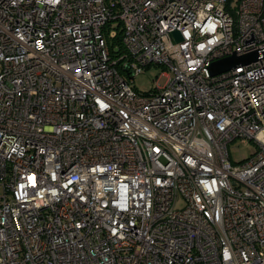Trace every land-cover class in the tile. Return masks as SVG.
<instances>
[{
  "label": "built area",
  "instance_id": "built-area-1",
  "mask_svg": "<svg viewBox=\"0 0 264 264\" xmlns=\"http://www.w3.org/2000/svg\"><path fill=\"white\" fill-rule=\"evenodd\" d=\"M0 190V264H264V0H0Z\"/></svg>",
  "mask_w": 264,
  "mask_h": 264
},
{
  "label": "rangeland",
  "instance_id": "rangeland-1",
  "mask_svg": "<svg viewBox=\"0 0 264 264\" xmlns=\"http://www.w3.org/2000/svg\"><path fill=\"white\" fill-rule=\"evenodd\" d=\"M165 70L166 68L161 65H149L136 74L130 83L138 90L146 92L154 88L157 83H163L166 80L167 76L161 74ZM256 148L257 146L250 140L243 142L236 139L229 144L230 158L232 161H238L244 156H249ZM1 195L2 191L0 190ZM178 204L182 205L183 201L180 200Z\"/></svg>",
  "mask_w": 264,
  "mask_h": 264
},
{
  "label": "water",
  "instance_id": "water-1",
  "mask_svg": "<svg viewBox=\"0 0 264 264\" xmlns=\"http://www.w3.org/2000/svg\"><path fill=\"white\" fill-rule=\"evenodd\" d=\"M173 33L178 39H181V36L178 31H174ZM256 57H257L256 52H251L242 55H237L233 53L230 56L213 61L210 66V71L212 74H216L234 68L239 64L250 63L251 61L255 60Z\"/></svg>",
  "mask_w": 264,
  "mask_h": 264
},
{
  "label": "trees",
  "instance_id": "trees-1",
  "mask_svg": "<svg viewBox=\"0 0 264 264\" xmlns=\"http://www.w3.org/2000/svg\"><path fill=\"white\" fill-rule=\"evenodd\" d=\"M120 38H119V35H118V37L115 39V42H117V43H119L120 44ZM109 43H110V41H108ZM112 46V45H111Z\"/></svg>",
  "mask_w": 264,
  "mask_h": 264
}]
</instances>
